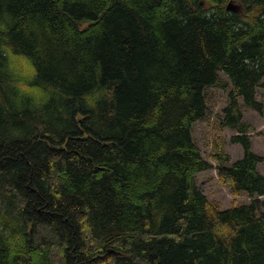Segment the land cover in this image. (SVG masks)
Segmentation results:
<instances>
[{
  "label": "trees",
  "instance_id": "obj_1",
  "mask_svg": "<svg viewBox=\"0 0 264 264\" xmlns=\"http://www.w3.org/2000/svg\"><path fill=\"white\" fill-rule=\"evenodd\" d=\"M212 87L253 199L225 211L196 180ZM258 90L264 0H0V264H264Z\"/></svg>",
  "mask_w": 264,
  "mask_h": 264
},
{
  "label": "rangeland",
  "instance_id": "obj_2",
  "mask_svg": "<svg viewBox=\"0 0 264 264\" xmlns=\"http://www.w3.org/2000/svg\"><path fill=\"white\" fill-rule=\"evenodd\" d=\"M219 75L222 80L228 82V78L224 73L220 72ZM230 91L231 89L227 88H208L205 92L208 107L206 116L193 127L195 143L201 149L204 159L213 165V169L196 176L197 186L209 202L214 204L220 211L228 210L233 205H247L253 200L244 193L239 197H235L231 187L220 181L217 170L218 164L211 158V153L218 143V139L224 148V153L230 156L231 162L238 161L243 157L242 147L231 141L237 133L234 130L221 128L220 126L223 110L229 101ZM257 100L264 106V90H258ZM242 112L244 122L252 128L249 133L252 139V150L264 158V109L263 113H260L242 105ZM258 170L264 175V160L259 164ZM258 200L263 202L264 196ZM261 211L264 212V207L261 208Z\"/></svg>",
  "mask_w": 264,
  "mask_h": 264
},
{
  "label": "water",
  "instance_id": "obj_3",
  "mask_svg": "<svg viewBox=\"0 0 264 264\" xmlns=\"http://www.w3.org/2000/svg\"><path fill=\"white\" fill-rule=\"evenodd\" d=\"M227 9L230 10V11H233V12H238L239 11V9L237 8V6L234 5L233 3H230L228 5V8Z\"/></svg>",
  "mask_w": 264,
  "mask_h": 264
}]
</instances>
